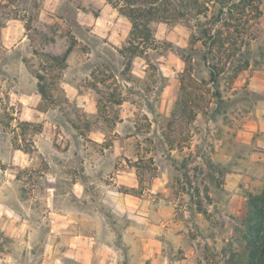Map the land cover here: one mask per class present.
<instances>
[{
    "label": "rangeland",
    "instance_id": "374dc122",
    "mask_svg": "<svg viewBox=\"0 0 264 264\" xmlns=\"http://www.w3.org/2000/svg\"><path fill=\"white\" fill-rule=\"evenodd\" d=\"M259 3L249 66L222 74L213 98L198 54L181 94L182 21L154 24L155 48L125 71L130 23L105 0H0V264L243 257L246 195L264 182V133L250 126L264 105ZM71 43L66 66L47 61Z\"/></svg>",
    "mask_w": 264,
    "mask_h": 264
},
{
    "label": "trees",
    "instance_id": "16d2710c",
    "mask_svg": "<svg viewBox=\"0 0 264 264\" xmlns=\"http://www.w3.org/2000/svg\"><path fill=\"white\" fill-rule=\"evenodd\" d=\"M105 1L130 23L126 42L118 49L126 60L125 71L130 70L135 57L155 48L153 25L171 21H182L191 30L190 46L184 49L187 53L182 55L185 64L179 77L182 96L186 90L183 83H197L191 74V59L195 54L204 62L207 79L203 80L214 88L211 93L213 98L220 96L217 83L222 74L230 73L236 78L249 66L248 60L242 58V48L258 34L257 25L262 15L259 0ZM196 42L201 43L200 48L194 46ZM73 46L71 43L62 55L46 54L47 61L63 68ZM111 76L116 80L115 76ZM36 77L38 92L45 98V76L38 73ZM184 104L185 101L181 104L180 99L177 106L183 107ZM241 240L244 243L243 257L232 255L229 264H264V182L258 193L246 195L245 230L241 233Z\"/></svg>",
    "mask_w": 264,
    "mask_h": 264
},
{
    "label": "crops",
    "instance_id": "0c3cea01",
    "mask_svg": "<svg viewBox=\"0 0 264 264\" xmlns=\"http://www.w3.org/2000/svg\"><path fill=\"white\" fill-rule=\"evenodd\" d=\"M252 90L256 92L257 94H260L264 98V86H261L260 89L252 88ZM259 106H261L263 110L262 109L258 110L260 113L257 114L258 116L257 119L255 118V120L252 121L250 126H252V128H255V132L264 133V105H259ZM241 131L244 132L245 130L242 129ZM252 141H254L252 136L250 137V139H243V142H246V143H252Z\"/></svg>",
    "mask_w": 264,
    "mask_h": 264
}]
</instances>
